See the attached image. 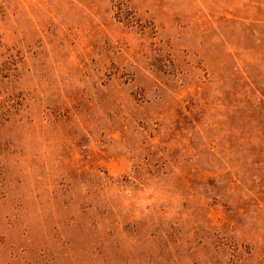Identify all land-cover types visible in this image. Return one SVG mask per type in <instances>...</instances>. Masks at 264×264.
<instances>
[{"label":"rangeland","instance_id":"374dc122","mask_svg":"<svg viewBox=\"0 0 264 264\" xmlns=\"http://www.w3.org/2000/svg\"><path fill=\"white\" fill-rule=\"evenodd\" d=\"M0 264H264V0H0Z\"/></svg>","mask_w":264,"mask_h":264}]
</instances>
